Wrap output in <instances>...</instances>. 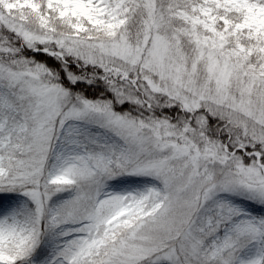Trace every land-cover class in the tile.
I'll use <instances>...</instances> for the list:
<instances>
[{
  "label": "snow or ice",
  "instance_id": "6c2138e0",
  "mask_svg": "<svg viewBox=\"0 0 264 264\" xmlns=\"http://www.w3.org/2000/svg\"><path fill=\"white\" fill-rule=\"evenodd\" d=\"M0 264H264V0H0Z\"/></svg>",
  "mask_w": 264,
  "mask_h": 264
}]
</instances>
